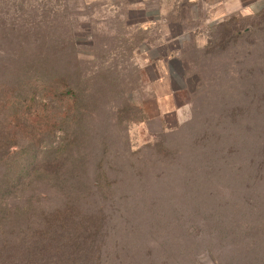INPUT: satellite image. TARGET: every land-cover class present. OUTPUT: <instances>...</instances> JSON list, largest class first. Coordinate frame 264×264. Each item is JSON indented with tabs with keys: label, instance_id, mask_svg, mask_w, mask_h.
<instances>
[{
	"label": "rangeland",
	"instance_id": "374dc122",
	"mask_svg": "<svg viewBox=\"0 0 264 264\" xmlns=\"http://www.w3.org/2000/svg\"><path fill=\"white\" fill-rule=\"evenodd\" d=\"M204 22L0 0V264H264V11Z\"/></svg>",
	"mask_w": 264,
	"mask_h": 264
},
{
	"label": "crops",
	"instance_id": "0c3cea01",
	"mask_svg": "<svg viewBox=\"0 0 264 264\" xmlns=\"http://www.w3.org/2000/svg\"><path fill=\"white\" fill-rule=\"evenodd\" d=\"M188 2L192 15L199 21H206L204 22L206 26L215 22L227 23L236 16H252L264 11V0H188ZM161 12L164 13L163 10Z\"/></svg>",
	"mask_w": 264,
	"mask_h": 264
},
{
	"label": "trees",
	"instance_id": "16d2710c",
	"mask_svg": "<svg viewBox=\"0 0 264 264\" xmlns=\"http://www.w3.org/2000/svg\"><path fill=\"white\" fill-rule=\"evenodd\" d=\"M9 153V152H8Z\"/></svg>",
	"mask_w": 264,
	"mask_h": 264
}]
</instances>
